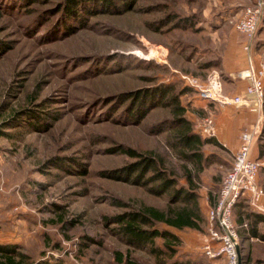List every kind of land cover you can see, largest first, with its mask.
I'll use <instances>...</instances> for the list:
<instances>
[{
    "label": "rangeland",
    "instance_id": "rangeland-1",
    "mask_svg": "<svg viewBox=\"0 0 264 264\" xmlns=\"http://www.w3.org/2000/svg\"><path fill=\"white\" fill-rule=\"evenodd\" d=\"M255 2L137 0L125 10L126 0H113L119 11L106 5L91 15L92 5L80 23L59 14L48 26L38 24V14L55 2L43 0L26 8L37 14H25L15 2L0 0V132L11 134H0V242L18 243L36 259L54 257L66 264L167 263L168 257L159 261L148 248L130 247L114 232L118 225L107 220L146 206L168 211L174 204L171 192L157 195L149 190L151 185L110 176L134 162L114 150L124 145L164 158L163 167L183 188L189 186L186 168L195 171L197 166L172 146L179 138L176 131H150L154 124L173 119L171 108L156 107L138 125L130 123L123 107L118 114L112 112L115 117L123 114L122 120L108 118L111 113L98 102L139 89L156 93L165 84L190 87L184 74L206 82L211 71L202 64L213 50L222 49L225 37L236 31V20ZM170 16L176 19L155 29ZM184 18L193 24L177 26ZM191 88L181 98L187 116L195 133L212 137L204 125L208 117L215 121L217 112L202 108L198 91ZM10 122L14 127L7 126ZM43 124L50 127L38 129ZM201 151L205 163L195 191L205 215L202 230H176L160 222L155 226L180 236V242H172L176 254L171 260L216 264L204 252L207 210L235 154L207 144ZM207 156L219 157L217 166L207 168ZM259 178L262 182L263 175ZM263 202L264 197L262 208ZM59 215L74 219L75 226L64 228ZM156 244L166 255L171 251L161 238ZM244 245L246 264L264 260V242L254 239Z\"/></svg>",
    "mask_w": 264,
    "mask_h": 264
},
{
    "label": "trees",
    "instance_id": "trees-1",
    "mask_svg": "<svg viewBox=\"0 0 264 264\" xmlns=\"http://www.w3.org/2000/svg\"><path fill=\"white\" fill-rule=\"evenodd\" d=\"M10 1V0H8ZM25 9L24 13H35V10H26V8L33 7L34 4L43 0H32L31 2L20 5L22 0H11ZM50 4L45 10L40 11L38 14V24L50 25L55 24L57 18L62 15L63 19L71 20L75 23L83 21L85 15L90 13V6L94 5L95 10L91 15L97 14L98 11L107 9L119 11L118 8L112 7L113 0H46ZM137 0H126L125 10L132 9ZM99 5V6H97ZM104 8V9H103ZM21 9V10H22ZM93 9V8H92ZM120 13V12H119ZM34 14V15H35ZM74 18V19H73ZM73 19V20H72ZM176 17L170 16L169 19L162 22V26H156L155 29L159 30L165 25L173 22ZM87 25V22H84ZM191 18H184L177 20L176 25L181 27L191 26ZM84 25V26H85ZM77 64V61H74ZM219 61H206L203 67L218 66ZM224 79V78H223ZM178 89V90H177ZM190 87L176 88L175 85H161L156 90V93H150L148 89H139L134 91H127L119 95H112L108 98L99 100L98 104L103 105L104 112L110 119L122 120L123 117H115L113 113H117L121 107L124 108L123 113H128V120L130 123L141 124L150 114V112L158 106L171 108L173 119L171 121H161L154 124L150 131L158 133L161 131H176L177 142L172 140L171 144L174 147L182 149L183 157L187 161H193L196 164V170L186 168V179L189 183L187 188L179 187L176 178L170 176L167 170L163 167L164 158L157 157L152 152H142L136 148L128 146H120L115 148L114 151L119 150L122 154L126 155L134 162L125 165V170H119L116 174H109L112 177L123 179L129 183L140 186L151 185L149 190L157 195H163L171 192L169 195L172 198V204L168 211L161 210L154 206H146L136 211L124 212L114 217H108L107 220L112 219V223L118 225L117 231H114L121 239L126 241L130 247L135 249H146L160 261L164 256L168 257V262H160V264H199L193 260H186L179 262V260H171L176 251L172 246V242H180V236L173 230L159 229L155 226L156 223H164L176 230H183L186 228L202 230L205 221V215L198 202V194L195 191L196 180H198L202 164L205 162L204 154L201 148L207 142L213 141L219 144L214 137L202 138L199 134L194 132L193 123L187 116L188 108L181 101V98L191 91ZM156 95V96H155ZM213 102V101H211ZM128 105V106H126ZM115 109V110H114ZM28 110V109H27ZM25 110V111H27ZM113 110V111H112ZM29 111V110H28ZM115 111V112H114ZM110 112V113H109ZM30 114V113H27ZM120 114V113H119ZM31 115V114H30ZM58 114H55V118ZM10 128L14 127L12 122L8 123ZM38 125H36L37 127ZM50 124H43L38 126V129H46ZM2 135H11L8 133L0 132ZM258 157L255 158L261 162L260 174L263 175L261 185L264 186V123L260 135L258 136ZM53 161V159H50ZM50 164V163H49ZM199 169V170H198ZM128 171V173L126 172ZM85 172V170H84ZM83 172V173H84ZM260 179V178H259ZM121 203V202H120ZM125 206L124 203L119 204ZM59 219L64 225V228L70 229L75 226L74 219L64 220L62 215ZM234 220L237 225L240 238H241V264H246L248 256L243 254L244 244L250 240L257 239L264 242V212L251 208L250 199L244 195L239 198L234 208ZM72 225V226H71ZM144 226H149L144 228ZM161 238L163 244L170 249L169 254L166 255L167 250H164L156 244V240ZM22 246L13 242H0V264H66L64 259H55L54 257L34 258L29 252L22 250ZM119 252H117V255ZM246 261H245V260ZM259 264L264 263V260L257 259ZM127 262H129L127 260ZM128 264V263H125ZM130 264V263H129Z\"/></svg>",
    "mask_w": 264,
    "mask_h": 264
},
{
    "label": "built area",
    "instance_id": "built-area-1",
    "mask_svg": "<svg viewBox=\"0 0 264 264\" xmlns=\"http://www.w3.org/2000/svg\"><path fill=\"white\" fill-rule=\"evenodd\" d=\"M264 17V0H256L247 6L234 23L235 30L245 37L244 49L248 55L247 67L239 72V77L247 80L243 92L230 96L225 93L224 80L218 69L211 70L206 82H201L191 74H184L186 84L198 91L200 99L213 101L221 106H245L257 112V120L240 135V146L235 153L232 166L225 173L215 204L208 212L204 252L216 264H241V239L234 220V208L241 196H248L257 208L264 197V186L259 183L261 162L251 156L252 145L261 133L264 116V60L254 62L251 50L256 33ZM204 131L216 136V124L208 117ZM4 190L0 182V192Z\"/></svg>",
    "mask_w": 264,
    "mask_h": 264
},
{
    "label": "crops",
    "instance_id": "crops-1",
    "mask_svg": "<svg viewBox=\"0 0 264 264\" xmlns=\"http://www.w3.org/2000/svg\"><path fill=\"white\" fill-rule=\"evenodd\" d=\"M261 22L262 23H260L259 26L260 29L258 30V33L255 37L254 44L251 50V54L254 62H259L261 60H264V17L262 18ZM244 44H245V37L235 31L231 33L229 37L228 36L225 37L222 49L220 51L213 50L214 52L213 51L211 52L212 54L207 60V62L217 61V60L219 61L218 66L207 67V72H210L213 69H218L221 72L223 78H225L224 81L225 93L230 96H234L236 94L242 93L248 83L247 80L239 77V72L244 70L248 65V55L244 49ZM199 100L201 102L203 101L201 107L207 110V112L210 113H212V111L217 112L215 118V124L218 134L217 136L214 137V139L217 142H219V144H216L213 141L207 142L206 144L211 145L215 148H219L221 150H226L229 153L235 154L241 143L240 140L241 132L244 129H249L253 126V124L257 120V116H258L257 112L251 111L249 108L245 106H230V105L221 106L218 105L216 102H211L200 98ZM263 116H264V107H263ZM257 139L258 137H256L252 145L251 156L253 158L258 157ZM218 161H219V157L213 159L212 157L207 156V168L217 166V164L219 163ZM225 173H223L218 180L219 188L217 193L213 196V199L209 202L210 204L209 209L213 204H215L217 200L218 193ZM253 208L255 210L259 209L258 211L264 212V208L262 207L261 208L253 207ZM209 209L207 210V218H208Z\"/></svg>",
    "mask_w": 264,
    "mask_h": 264
}]
</instances>
